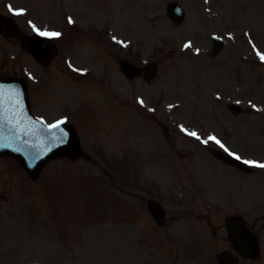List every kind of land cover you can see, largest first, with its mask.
Returning a JSON list of instances; mask_svg holds the SVG:
<instances>
[{"label":"rangeland","instance_id":"374dc122","mask_svg":"<svg viewBox=\"0 0 264 264\" xmlns=\"http://www.w3.org/2000/svg\"><path fill=\"white\" fill-rule=\"evenodd\" d=\"M168 1L0 0L2 12L29 9L21 32L33 30L32 16L39 29L61 33L45 67L21 38L0 34V76H25L35 115L69 120L88 155L52 160L36 180L0 157V264H216L230 242L225 228L211 235L206 220L218 226L227 214L254 222L259 240V255L239 264H264V168L227 165L209 151L214 142L202 143L215 136L264 163V0H177L181 24L168 18ZM213 3L232 24L205 16ZM211 32L227 33L215 57L178 50L188 40L208 45ZM120 58L157 61V77L126 80ZM234 101L251 112L231 113ZM148 198L170 217L163 227Z\"/></svg>","mask_w":264,"mask_h":264},{"label":"water","instance_id":"95a60500","mask_svg":"<svg viewBox=\"0 0 264 264\" xmlns=\"http://www.w3.org/2000/svg\"><path fill=\"white\" fill-rule=\"evenodd\" d=\"M168 13L174 20L180 21L182 18V11L176 3L168 4ZM0 29L5 34H12L16 31V25L11 18L0 14ZM24 46L42 63L53 50L48 40L37 35H26ZM120 67L128 78L139 75L142 70L146 78L156 74L155 64L138 68L129 62L120 61ZM231 109L237 108L231 106ZM61 131L65 134L63 142L58 139ZM4 154L17 159L32 179L38 176L43 165L50 159H73L82 154L77 134L71 125L62 124L60 129H50L31 115L26 84L22 78L0 79V155ZM215 154L243 168L240 163L222 153L215 151ZM148 206L153 216L161 219V210L156 203L150 201ZM226 221L236 247L246 255L255 256L257 243L249 229L238 219L228 217ZM216 257L219 262H226L227 258H231L234 263L237 261L236 257L226 251L218 253Z\"/></svg>","mask_w":264,"mask_h":264},{"label":"snow or ice","instance_id":"6c2138e0","mask_svg":"<svg viewBox=\"0 0 264 264\" xmlns=\"http://www.w3.org/2000/svg\"><path fill=\"white\" fill-rule=\"evenodd\" d=\"M9 11L10 12H13V14L15 15H22L24 14V10L23 9H19V10H13L11 6H9ZM69 23H72L73 21L71 20V18H69ZM32 28H33V31L41 36V37H47V38H58L61 33L59 32H50V31H46V30H41L39 29L38 27H36L35 25H32ZM185 47H190V45H185ZM257 55L260 56V59L262 61H264V55H261L260 53H257ZM140 103H143V101L141 100ZM65 123V120L61 119V120H58L56 121L55 123L53 124H50L48 125V127L50 129H60L61 125ZM182 131H185L186 134L190 135V136H193L195 137L196 139L200 140V136L195 133V132H190V131H187L186 129H184L182 127L181 129ZM58 139L63 142V140L65 139V134L61 131V134L60 136L58 137ZM210 142H214L215 144H217L221 149H223L226 153H228L229 155L233 156L235 159L237 160H240L241 158L236 155L235 153H231L229 152V150L225 147V145L215 136H208L207 139H204L202 140V143L204 144H208ZM245 164H248V165H251V166H255V167H259V168H264V163H257L255 161H248V160H245L243 161Z\"/></svg>","mask_w":264,"mask_h":264},{"label":"flooded vegetation","instance_id":"af4514ba","mask_svg":"<svg viewBox=\"0 0 264 264\" xmlns=\"http://www.w3.org/2000/svg\"><path fill=\"white\" fill-rule=\"evenodd\" d=\"M195 59H197V58H195ZM193 60H194V58H193ZM198 67H200L202 64H196Z\"/></svg>","mask_w":264,"mask_h":264},{"label":"bare ground","instance_id":"6f19581e","mask_svg":"<svg viewBox=\"0 0 264 264\" xmlns=\"http://www.w3.org/2000/svg\"><path fill=\"white\" fill-rule=\"evenodd\" d=\"M147 236H150V234L148 233V234H146Z\"/></svg>","mask_w":264,"mask_h":264}]
</instances>
